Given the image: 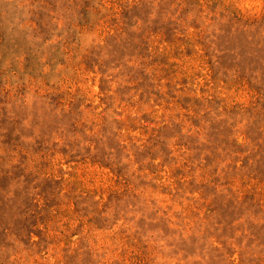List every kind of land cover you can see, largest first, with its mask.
<instances>
[{
    "label": "rangeland",
    "instance_id": "obj_1",
    "mask_svg": "<svg viewBox=\"0 0 264 264\" xmlns=\"http://www.w3.org/2000/svg\"><path fill=\"white\" fill-rule=\"evenodd\" d=\"M0 264H264V0H0Z\"/></svg>",
    "mask_w": 264,
    "mask_h": 264
}]
</instances>
